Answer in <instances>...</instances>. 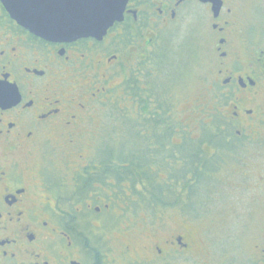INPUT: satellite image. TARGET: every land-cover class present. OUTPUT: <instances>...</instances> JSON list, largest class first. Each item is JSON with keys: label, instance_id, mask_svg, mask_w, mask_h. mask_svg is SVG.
I'll list each match as a JSON object with an SVG mask.
<instances>
[{"label": "flooded vegetation", "instance_id": "af4514ba", "mask_svg": "<svg viewBox=\"0 0 264 264\" xmlns=\"http://www.w3.org/2000/svg\"><path fill=\"white\" fill-rule=\"evenodd\" d=\"M168 57L203 94L169 93ZM262 161L264 0H128L103 39L68 42L0 0V264H198L197 221L260 191Z\"/></svg>", "mask_w": 264, "mask_h": 264}, {"label": "rangeland", "instance_id": "374dc122", "mask_svg": "<svg viewBox=\"0 0 264 264\" xmlns=\"http://www.w3.org/2000/svg\"><path fill=\"white\" fill-rule=\"evenodd\" d=\"M164 67L169 72L165 74V78H169V81L164 87L170 89L171 91L167 90L174 94L175 98L180 101L184 99L191 101L203 94L204 75L200 68L191 65L189 71H186L184 62L177 57L174 59L168 57ZM106 128L109 135L112 125L107 124ZM263 163L262 161L261 165ZM219 204L218 207L213 208L216 209L214 213L197 221L196 235L203 250L202 258H198V264H249L255 241L260 229L264 227V187L257 192L232 191L220 198ZM133 211L140 213L141 208L134 207ZM143 219L144 216L141 215L134 222L141 225ZM138 236L133 238L136 242L135 248L140 255L146 241L143 235ZM125 241L124 238L118 239L116 246H121ZM83 260L86 264L92 262L90 256H86ZM119 260L117 264H122V260ZM177 261L179 264H191L188 261Z\"/></svg>", "mask_w": 264, "mask_h": 264}, {"label": "water", "instance_id": "95a60500", "mask_svg": "<svg viewBox=\"0 0 264 264\" xmlns=\"http://www.w3.org/2000/svg\"><path fill=\"white\" fill-rule=\"evenodd\" d=\"M11 18L35 36L68 42L82 38L103 39L115 22L123 19L128 0H1ZM91 21L84 29H70L56 21L66 17Z\"/></svg>", "mask_w": 264, "mask_h": 264}, {"label": "snow or ice", "instance_id": "6c2138e0", "mask_svg": "<svg viewBox=\"0 0 264 264\" xmlns=\"http://www.w3.org/2000/svg\"><path fill=\"white\" fill-rule=\"evenodd\" d=\"M60 26L70 29H84L91 25V21L79 17H66L56 21Z\"/></svg>", "mask_w": 264, "mask_h": 264}, {"label": "trees", "instance_id": "16d2710c", "mask_svg": "<svg viewBox=\"0 0 264 264\" xmlns=\"http://www.w3.org/2000/svg\"><path fill=\"white\" fill-rule=\"evenodd\" d=\"M164 95H165V91H164ZM117 158H118V163L120 164V163H123L124 164V160H123V157L120 155V154H118V156H117ZM119 169V167L117 168V170ZM138 204V203H137ZM139 205V204H138ZM138 205H135V206H138Z\"/></svg>", "mask_w": 264, "mask_h": 264}]
</instances>
